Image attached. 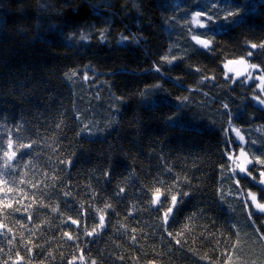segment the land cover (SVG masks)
Returning <instances> with one entry per match:
<instances>
[{"label": "trees", "instance_id": "obj_1", "mask_svg": "<svg viewBox=\"0 0 264 264\" xmlns=\"http://www.w3.org/2000/svg\"><path fill=\"white\" fill-rule=\"evenodd\" d=\"M212 4L0 0V264H264L248 197L264 203L261 166L228 159L264 158V55L246 57L264 42V0H215L213 23L194 27ZM242 56L262 66L247 84L225 67Z\"/></svg>", "mask_w": 264, "mask_h": 264}, {"label": "snow or ice", "instance_id": "obj_2", "mask_svg": "<svg viewBox=\"0 0 264 264\" xmlns=\"http://www.w3.org/2000/svg\"><path fill=\"white\" fill-rule=\"evenodd\" d=\"M214 12H218V8H217V6L215 4V0H213L212 7L209 10L205 11V10L202 9L201 11H197V12H195L193 14V20H192L193 26L194 27H198L199 29H206L211 23H213V13ZM232 15H233V13L229 12V17L232 16ZM197 17H202L203 20L198 21L196 19ZM229 17H225V20H227ZM204 35H206V33L193 34L191 39L195 42L196 45L201 46L203 49L208 50V51H213L214 49H212L211 46L214 43V41H212L210 39L202 38V36H204ZM100 37H101V39H105L106 38L105 37V32H101L100 33ZM72 38H73V36L70 35L69 39H72ZM86 38L87 37L85 36L84 33L80 34V39L81 40H84ZM128 39H129V37L122 36L121 37V41H118V43H122L123 41H126ZM257 49L260 50L259 51L260 55H264V42L259 43V44H257V43L248 44L247 45L246 57L247 58H251V57L256 56L258 53L255 50H257ZM246 57L242 56L238 61H228V63H234L235 62V63L245 64L247 66V68H251V69H255V70H261V67H262L261 65L255 64V63H249L248 59ZM176 58L177 57H175V56H173L171 59H169L168 56L161 57V59L163 61H166L169 64H171ZM225 67H227V64L225 65ZM154 70L157 73L161 72V68L159 66L155 67ZM196 71L199 72L200 69L197 68ZM71 75L74 76V75H76V73L73 72ZM236 75H237V77H240V76L245 75V73H237ZM247 76H248V79L241 81V83L247 84L250 80H252L253 77H252V73L251 72H248ZM84 79L88 80L89 77L87 75H85ZM205 79H212V77H205ZM226 79H228V77H226ZM255 79L260 81V84L257 85V87L260 89V93L262 95H264V71L261 72V75L256 76ZM155 87L159 88V85H155ZM146 94H147V90L140 92V96L141 97H144ZM254 98L257 99L258 102L261 105H264V99H261L259 96H256ZM223 107L225 109H227L229 106H228V104H224ZM225 131H227V129ZM231 131L235 133L236 137L238 138V140L242 144L246 142V138H245L244 135L241 134L240 129L232 128ZM252 143L255 144L256 141H252ZM9 147H11V143L9 144ZM22 147L28 148V147H30V145H22ZM4 155L6 157H8V153L7 152H5ZM15 155H16V153L13 152L12 153V157H15ZM12 157H9V159H11ZM241 158H243V162L237 164L238 171L240 173H243V174H246L248 176H251L252 175V169L249 168L248 166L249 165H253L254 166V164H259L261 166V171L259 172V176H260L261 179L259 180V184L260 185H264V158H261L259 156L255 157L254 159L253 158H249V153L244 148H241L239 157H235L234 158L232 155L228 156V159L229 160H233L234 162L237 161V160H240ZM105 175L107 176L109 174L106 173ZM237 183H239V182H237ZM123 191H124V189L121 188L120 192H123ZM163 195H166V193L161 192V190L159 188L155 189V192L153 194V198H152L151 203L153 205H156L158 203V201H160V197L163 196ZM183 195L186 196V195H188V193H183ZM248 197L252 201V205H250L249 207L254 206L255 209L259 213H264V203L258 202L257 196L255 194L251 193V192L248 193ZM260 199H264V196L260 195ZM178 202L179 201L177 199V196L176 195H172L171 196L172 206L168 207L163 213V218H164V223L165 224H167V222L169 220V217L172 214L173 209H174L175 205ZM7 207H11V206L9 205ZM108 207H111V206L110 205H106V208H108ZM53 211H55V209H53ZM101 211H103V210H101ZM252 215H253V213L249 212V219L252 218ZM70 221H71L72 224L77 225V227L80 226L79 219H71L70 218ZM103 227H105V216L103 214H101L100 217H99V224L96 225V227L92 228L91 230L86 231L85 234L87 236H94V235L97 234V230L98 229H102ZM64 236L67 237L68 240H72L73 239V236L71 234H69L68 232H65ZM260 239L264 240V235L260 236ZM80 259L84 260L85 257L83 255H81ZM69 264H73V262L70 261ZM92 264H96V262L92 261Z\"/></svg>", "mask_w": 264, "mask_h": 264}, {"label": "rangeland", "instance_id": "obj_3", "mask_svg": "<svg viewBox=\"0 0 264 264\" xmlns=\"http://www.w3.org/2000/svg\"><path fill=\"white\" fill-rule=\"evenodd\" d=\"M226 69H227V73L233 75L234 78H236V79L244 78L245 76H247V73H248V72H251L252 75H253V72L256 71L255 69L247 68V66H246L245 64H240V63H235V62H234V63H229V64L227 65ZM237 73H245V75L240 76V77H237V75H236ZM239 155H240V152H239V153H235L233 157H234V158H235V157H239ZM232 162H233L234 169H235L236 171H238V169H237V164H238V163H242V162H243V158H241L240 160H237V161H235V162L232 160ZM250 200H251V199H250ZM251 203H252V201H251ZM252 208H253L254 211L257 212L258 214H262V215H263V220H262V222L264 223V213H259V212L255 209L254 206H252Z\"/></svg>", "mask_w": 264, "mask_h": 264}, {"label": "water", "instance_id": "obj_4", "mask_svg": "<svg viewBox=\"0 0 264 264\" xmlns=\"http://www.w3.org/2000/svg\"><path fill=\"white\" fill-rule=\"evenodd\" d=\"M261 178H260V176L258 177V181L255 183V186H256V188L260 191V192H262V194H264V185H260L259 184V180H260Z\"/></svg>", "mask_w": 264, "mask_h": 264}]
</instances>
